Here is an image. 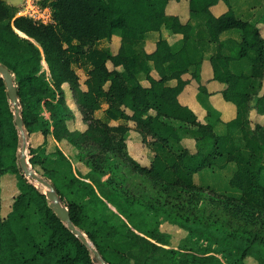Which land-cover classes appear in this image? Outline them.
I'll return each instance as SVG.
<instances>
[{"label": "trees", "instance_id": "1", "mask_svg": "<svg viewBox=\"0 0 264 264\" xmlns=\"http://www.w3.org/2000/svg\"><path fill=\"white\" fill-rule=\"evenodd\" d=\"M170 1L43 0L42 5L49 6L52 14L50 22H43L17 15L11 4L0 0V63L14 75L27 137L44 124L46 134L59 140L68 138L80 149L99 144L100 152L91 156L96 174L108 190L100 194L92 182L76 177L73 180L88 201H72L51 177L46 179L69 208L73 224L107 264H244L252 249L250 243L264 244V126L259 123L253 128L250 120L253 85L261 88L264 77V37L258 24L236 15L230 0H189L190 19L185 22L167 12ZM220 1L227 9L216 15L212 7ZM192 19L203 20L206 30H198ZM162 27L183 35L179 49L174 50L162 35L152 52L137 48L145 34ZM227 30H239L240 39L227 40L229 54L217 48L210 61L213 78L229 85L223 97L236 106V115L225 121L226 131L217 133L216 125L202 122L191 107L181 103L179 95L189 82L184 75L191 73L200 79L207 44L219 42ZM117 31V52L97 47ZM242 59L249 61L250 71L234 72L231 62ZM43 60L50 77L42 71ZM82 60L90 64L86 89L80 88L73 68V63ZM140 73L149 86L141 83ZM171 79L177 80L176 85L168 84ZM65 82L72 84L83 119L95 123L85 131L68 128L71 113L64 100ZM104 103L108 105L106 119L95 117ZM46 109L50 119L43 116ZM152 109L155 115L150 113ZM257 109L264 112V93ZM14 111L0 74V181L10 171L19 174L21 183L11 211L6 217L0 213V264H99L92 247L57 216L47 194L23 171L17 158L23 135ZM119 119L136 121L144 141L154 150L149 165L134 158L127 162L118 152L115 136L128 131L125 124H110ZM167 119L196 127V152L181 145L179 126ZM149 135L153 140L147 142ZM28 147L31 163L42 166L46 158ZM230 164L232 189L221 192L194 179L206 168L223 169ZM107 171L111 172L108 178ZM32 204L50 229L45 245L37 242L30 229ZM158 207H164L169 219L188 230L180 249L165 247L167 237L151 227L149 214ZM120 215L125 217L123 224L117 222Z\"/></svg>", "mask_w": 264, "mask_h": 264}, {"label": "rangeland", "instance_id": "2", "mask_svg": "<svg viewBox=\"0 0 264 264\" xmlns=\"http://www.w3.org/2000/svg\"><path fill=\"white\" fill-rule=\"evenodd\" d=\"M9 4H11L16 12L23 9L25 10L29 4L34 3V5H38L40 7H45L42 5L43 0H6ZM189 0H180V2H170L167 7L172 13H179L182 17V20L185 22L190 19V10L188 6ZM252 10V18L255 19V24H258L261 31L262 36L264 37V22L261 21L262 16L264 15V0H251L249 3ZM37 6V7H38ZM226 7V6H225ZM27 11V10H25ZM32 14L39 15V13L34 12L32 10H28ZM247 14L243 15L245 17ZM52 20V19H51ZM50 20V21H51ZM49 21V22H50ZM198 30H206V26L203 20H195ZM19 32V31H18ZM22 34V32H19ZM241 36V32L234 31V36ZM231 38V37H229ZM227 38V39H229ZM227 39H220L219 42L212 43L211 51L215 49H219L224 54H229L230 43L227 42ZM158 40V36L156 33V37H152L151 35L145 34L144 37L137 44V48L140 51L151 52V50L155 47V43ZM120 44V31H117L110 40L104 39L97 43V47L109 49L112 52H117ZM46 65H45V64ZM111 69L114 68L111 62L108 63ZM231 66L234 72L240 71H250L249 61L246 59L232 61ZM90 67V64L86 60H82L77 63H73V68L78 75V83L81 89H86L85 80L87 79V70ZM120 70L121 66L118 67ZM42 71H44L47 76L50 77V69L46 61L43 60ZM156 77H159L158 73L153 70ZM192 72V71H191ZM201 73V71H200ZM191 74V73H190ZM190 74L187 75L189 82L187 85H191L192 87H196L198 89L197 97L199 102L201 103L204 109V115L202 116V122H210L214 123L216 126L214 127L215 132L222 133L227 130L225 121L230 119L232 116L230 115L232 112L222 106L219 102H214L210 100L211 96V88L207 83L215 85L218 93L224 92V90L229 86L226 83H217L215 84L213 79L211 82H208L209 79H212V75L206 74L205 76L200 75V79H195L192 74L190 78ZM139 79L142 84L147 85L149 81L145 78L143 73L139 74ZM216 81V80H215ZM218 81V80H217ZM262 87L260 88L258 84L253 85V93L251 99V109H250V120L253 128L256 127L257 124H261L264 126V112H260L257 109L258 98L264 93V77L261 80ZM222 84V85H221ZM186 85V86H187ZM218 85V86H217ZM108 84L106 85V87ZM221 86V87H219ZM64 91V100L68 107L69 112L71 113V119L68 122V128L71 131H85L89 126L94 125L91 121H86L83 119V114L80 109V106L74 96L73 87L71 82H65L63 84ZM58 96V95H57ZM57 97L54 99V102H57ZM222 103V102H221ZM20 105V104H19ZM13 106V104H12ZM21 107V106H20ZM103 108V107H102ZM131 112V111H129ZM208 112H213L212 115H208ZM98 115L102 114L101 110L97 111ZM150 113L155 114V111L150 110ZM44 118L50 119L51 115L49 110L46 109L43 114ZM104 119H106L103 116ZM170 122H173L177 126H179L180 133L183 136L181 145L188 148L191 152H196V135L197 130L195 126L192 125H180V122H177L173 119H167ZM220 120V122H218ZM90 122V124H89ZM92 123V124H91ZM111 125L125 124L128 128V131L124 135L115 136V143L118 148V152L122 154L125 161L128 162V159H136L143 165H149L154 156V150L144 141V135L141 133L140 129L137 127V123L133 119H119L115 121H111ZM44 126V124H42ZM38 125L36 129H33L32 132L26 135L25 127L24 132L27 137V146H26V154L27 160L31 168H33L38 174L47 178L51 177L49 180L54 181L55 185L59 188V190L66 195V197L72 201H88V197L86 196L84 190L80 187L77 181L73 180V178H81L86 181L92 182L96 191L100 194L101 190H108V188L102 185V179L97 175L96 172L97 167L94 166L93 158L91 153H99V144L92 143L90 145H85L84 148L80 149L79 146L75 145L68 138H63L61 140L56 139L51 134H46L43 131V126ZM114 138V137H113ZM185 138V139H184ZM152 136H148L146 141H152ZM33 146L39 152L43 154L46 158L44 164L34 166L30 161V150L28 146ZM81 153V154H80ZM19 157L20 159L22 154V146L19 149ZM233 164V163H232ZM233 167L232 165H228L226 168H218L214 166L213 168H206L200 172V177L196 176V182L198 184L210 185L214 187L218 191H223L227 188L232 189L233 187L229 184V177L232 175ZM107 175L111 176V172L107 171ZM47 176V177H46ZM262 181L264 183V171L262 175ZM35 184L42 189L46 194L49 191V188L38 181L34 180ZM21 192V183L19 180V174L16 172H6L2 175L0 181V201H1V216L6 217L8 213L12 209V205L16 197ZM235 192V191H234ZM233 192V193H234ZM228 193V194H233ZM239 195V193H238ZM237 195V196H238ZM240 196V195H239ZM50 200V199H49ZM62 201V200H61ZM63 202V201H62ZM164 208V207H163ZM158 207V209L151 210L149 214V223L153 229L159 230V232L167 237V240L164 241L167 245L165 247L169 248H179L183 243V239L187 237L188 230L177 224L176 221H173L171 218L169 219L168 213L166 209ZM151 213H155L158 215L157 217H153ZM28 215L30 218V229L33 235L35 236L37 242L41 245H45L48 241L50 229L40 220L39 214L37 211V207L35 204H32L28 210ZM117 222L123 224L125 219L124 216L120 215V217H116ZM141 235L152 239L158 245H164L162 242H157L155 238L145 235L144 232L138 231ZM257 243V242H256ZM256 243L251 242L252 249L245 255L243 259L244 264H264V244L263 246H259ZM180 249V248H179ZM217 256H221L219 253L214 252ZM99 264H103L101 261Z\"/></svg>", "mask_w": 264, "mask_h": 264}, {"label": "crops", "instance_id": "3", "mask_svg": "<svg viewBox=\"0 0 264 264\" xmlns=\"http://www.w3.org/2000/svg\"><path fill=\"white\" fill-rule=\"evenodd\" d=\"M172 1L173 2H180V1H176V0H171L170 2H172ZM230 1H231V6L234 9V11L238 17L246 19V20H250L251 22L255 23V19H253L251 16L253 14L251 7H250L251 5L249 4L251 2V0H230ZM188 6H189V1H188ZM226 9H227V5L223 1H220L217 5L212 7V10L216 15L221 14ZM167 12L169 14L179 15L181 20H182V17L179 13L170 12L168 7H167ZM245 14H247V15L245 17H243V15H245ZM192 23L193 24L195 23V19H192ZM234 31H238V30H227V31L223 32L220 36V39L223 40V39H227V38L231 37V38H235V39L239 40L240 37H238L237 35L234 36ZM156 33H157L158 39L161 35L164 38H166L174 50L179 49L183 44V35L180 33H173L172 31H170L166 27H162L161 31H151V32H149V35H151L152 37H156ZM229 39H227V40H229ZM155 47H156V43H155ZM155 47L151 50V52L155 49ZM206 47H207V51H205V54H204V60L202 63L200 74H201V76H202V74H203V76H205L206 74H208L210 76L212 75V77H211L212 79L208 80V82H211L214 79L213 78V75H214L213 66H212L211 61H210L211 55L213 53V51H211V50H213L212 49L213 48L212 43L207 44ZM188 74H190V73H186L184 75L185 79H188V77H187ZM153 75L155 76L156 74H154V72H153ZM190 78H191V74H190ZM212 82H214L215 84L223 83V82H220L217 80L216 81L214 80ZM176 83H177L176 79H171L168 81V84H170V85H176ZM207 84L209 87H211V86L214 87V88H211V90H210L211 91L210 100L214 101V102H219L220 104H222V106L225 105L224 107L229 109L231 112L233 111L230 114L232 116L231 118H233L236 115V106L232 102L225 100L223 97V94L217 92L215 85H212L209 83H207ZM149 85H150V83L145 85V86H149ZM219 87H221V86H219ZM197 93H198V89L196 87H194V86L192 87L191 85H187V86H185L184 90L180 93L179 99H180L182 104L191 107L198 114L199 119L202 121V116L204 115L205 112H204V109H203L201 103L198 100ZM107 106L108 105L106 103H104L103 108L98 109V110L102 111V114H100V115H98V113H97L98 110H96L95 111V117L103 118L104 111L107 108ZM153 111H155V110H153ZM155 114H156V111H155ZM155 114H153V115H155ZM113 121H115V120H113ZM196 176L200 177V173H196L194 175L195 180H196Z\"/></svg>", "mask_w": 264, "mask_h": 264}, {"label": "water", "instance_id": "4", "mask_svg": "<svg viewBox=\"0 0 264 264\" xmlns=\"http://www.w3.org/2000/svg\"><path fill=\"white\" fill-rule=\"evenodd\" d=\"M0 74L2 75L6 88L8 91V95L10 98L11 103L13 104L14 107V113H15V121L17 126L22 132L23 135V145H22V154L20 157V165L25 172L27 176H30L34 180L38 181L39 183L47 186L49 188V191L47 192V196L51 201V207L54 209L56 212L57 216L65 222L68 227L87 245L91 246L92 249L94 250L95 254L97 255V258L100 259V261L103 264H107L105 260L101 257L100 253L97 251L93 245H91V242L87 238L86 234L81 231L79 228H77L70 216V210L69 208L61 201L60 196L58 192L56 191L54 185L45 177L41 176L38 174L31 166L29 165V162L27 160V154H26V146H27V137L24 132V122L23 118L21 115V107L19 105V97H18V92H17V85L14 80V75L11 72L10 69H8L6 66L2 65L0 63Z\"/></svg>", "mask_w": 264, "mask_h": 264}, {"label": "built area", "instance_id": "5", "mask_svg": "<svg viewBox=\"0 0 264 264\" xmlns=\"http://www.w3.org/2000/svg\"><path fill=\"white\" fill-rule=\"evenodd\" d=\"M37 6L34 5V3L32 4L30 3L29 6L25 9L27 11L21 9L17 12V15H26V16L33 17L37 20L43 21V22H49L52 18L51 8L49 6H45V7H40V6L37 7ZM28 10L37 12L39 13V15L32 14L31 12H28Z\"/></svg>", "mask_w": 264, "mask_h": 264}, {"label": "bare ground", "instance_id": "6", "mask_svg": "<svg viewBox=\"0 0 264 264\" xmlns=\"http://www.w3.org/2000/svg\"><path fill=\"white\" fill-rule=\"evenodd\" d=\"M24 35V33H22Z\"/></svg>", "mask_w": 264, "mask_h": 264}]
</instances>
